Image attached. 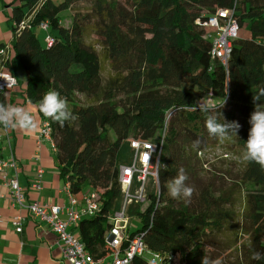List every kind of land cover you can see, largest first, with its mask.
<instances>
[{"label": "trees", "instance_id": "1", "mask_svg": "<svg viewBox=\"0 0 264 264\" xmlns=\"http://www.w3.org/2000/svg\"><path fill=\"white\" fill-rule=\"evenodd\" d=\"M85 1L12 0L5 69L17 87L24 83V97L49 123L55 162L71 195L97 196L98 211L76 225L90 258L110 254L104 238L122 200L118 166L130 160L121 162V147L139 140L162 141V149L157 190L147 193L145 207L128 210L139 225L122 247L136 236L145 246L132 264H150L152 256L156 264H202L205 258L264 264L253 259L264 252V165L243 158L253 96L264 88V0H91L90 9L77 11ZM223 9H233L238 30L248 32L233 41L225 65L210 55L209 29L196 24ZM63 13L71 18L68 28ZM102 63L109 67L105 79ZM14 89L0 93V102ZM51 90L67 100L74 119L60 123L39 111ZM205 108L221 123L238 122L237 137L210 134ZM258 109L264 110V98ZM172 119L177 124L169 126ZM179 131L188 153L221 151L218 177L207 179L192 203L168 194L180 170Z\"/></svg>", "mask_w": 264, "mask_h": 264}, {"label": "built area", "instance_id": "2", "mask_svg": "<svg viewBox=\"0 0 264 264\" xmlns=\"http://www.w3.org/2000/svg\"><path fill=\"white\" fill-rule=\"evenodd\" d=\"M202 28H208L211 36L210 55L226 64L230 56L232 43L237 38L238 25L233 17V9L218 10L204 21H196ZM42 31L47 30V25L42 23L39 26ZM46 45L50 46L53 39L49 35L44 38ZM9 58V45L0 47V93L10 91L17 87L16 78L5 69V62ZM1 103V102H0ZM11 126L0 125V139L7 137ZM40 138L48 140L53 150L55 146L50 138V128L47 121L42 122ZM131 151L130 160L127 164L118 166V183L120 185L122 200L119 207L108 217L109 228L105 234V242L110 249L108 257L94 261L88 255L84 243L77 234L69 232L71 226L77 227L78 222L84 217H90L98 211L99 203L93 192H86L81 199H76L69 192V186H64V192L68 199V206L41 204L33 201L26 203L24 190L19 186L16 178H9L6 170L14 167V161L4 160L0 156V178L9 187L10 194L17 205L26 209L40 221L47 223L51 231L57 237L58 247L61 251L64 264H132L135 255H142L145 246L141 237L136 236L128 246L122 247L123 240L127 239L128 233L132 231L131 218L128 217V210L131 205H143L147 203L145 186L148 178L158 188V162L162 149L160 144L148 141L131 140L129 143ZM41 172L37 179L30 185L31 190L40 189ZM64 216L65 218H60ZM18 225V222H14ZM20 233V226L16 227ZM134 230V229H133ZM157 256L149 259L150 264L157 263Z\"/></svg>", "mask_w": 264, "mask_h": 264}, {"label": "crops", "instance_id": "3", "mask_svg": "<svg viewBox=\"0 0 264 264\" xmlns=\"http://www.w3.org/2000/svg\"><path fill=\"white\" fill-rule=\"evenodd\" d=\"M12 0H0V43L8 44L12 33L8 24ZM5 27L3 30L1 27ZM22 75L19 76L21 79ZM24 83H20L3 100L5 105L25 107L33 116L35 127L25 130L11 126L7 137L1 139L0 156L13 160L14 167L6 170L9 178H16L24 190L26 203L68 206L64 192L65 182L59 175L55 153L51 143L39 137L42 118L35 105L24 97ZM40 189L31 190L30 185L37 179ZM60 218H65L61 216ZM14 222H18L15 225ZM20 226V233L16 227ZM77 234V228L68 230ZM0 264H64L57 237L49 225L30 214L14 202L9 187L0 178Z\"/></svg>", "mask_w": 264, "mask_h": 264}, {"label": "clouds", "instance_id": "4", "mask_svg": "<svg viewBox=\"0 0 264 264\" xmlns=\"http://www.w3.org/2000/svg\"><path fill=\"white\" fill-rule=\"evenodd\" d=\"M264 98V88L253 96V102L256 105L249 118L250 129L248 139L245 142L243 158L247 161L256 162L264 165V110H259L258 105ZM31 103V101H29ZM207 113L206 127L210 134L223 140L229 133L237 134L240 124L236 121L231 123L220 122V115L217 117L207 108L203 109ZM39 111L46 117L54 121L63 123L74 119L69 109L67 100L56 90L45 93L39 101ZM0 125L19 127L25 130H32L35 127L33 116L25 107L15 105H5L0 103ZM198 144L199 142H194ZM161 167L166 168L163 165ZM189 177L186 171L181 168L178 174L168 183V194L174 199H187L191 196L193 189L186 183ZM253 259L264 261V252H254ZM202 264H210L205 258ZM218 264V262H217Z\"/></svg>", "mask_w": 264, "mask_h": 264}, {"label": "rangeland", "instance_id": "5", "mask_svg": "<svg viewBox=\"0 0 264 264\" xmlns=\"http://www.w3.org/2000/svg\"><path fill=\"white\" fill-rule=\"evenodd\" d=\"M90 6H91V0H88V1L76 4L74 7L77 11H80L81 13H83L85 10L90 9ZM64 14L65 13H63V15ZM2 25L3 23L0 22V26ZM70 25H71V18L69 14L64 15L62 19V26L68 28L70 27ZM1 28L5 30L4 26ZM246 30L247 29L245 28L239 29L237 32V38L247 37L248 32ZM44 34L40 35L38 33V37L43 38ZM102 66H103L102 76H103V79H105V77L108 76L107 74L109 73V67L105 63H102ZM167 122L169 126L171 124L173 125L177 124L176 119H172L170 120V122L169 121ZM179 132L181 133V131ZM182 143H183V140H182V133H181V136L178 138L177 144H176V156L178 157V161H179L178 162L179 169L183 168L189 177L186 183L188 184V186H190L193 189L191 196L188 198L189 203H192L193 201L196 202L195 199L197 198L199 189L201 188L202 184L207 179L218 177V174L214 171V169L216 167L218 168L221 164V160H220L221 151L214 149V150L208 151V153H205V156L199 155V154L194 155L193 153H188L183 148ZM130 154L131 153H130L129 147L127 146V143H124L121 147V152L119 156L121 162H126ZM153 190L155 191V185L151 181V178H148L146 186H145V191L149 192ZM146 204H144L143 206L145 207ZM129 225L132 228L131 230H133L139 225L138 219L132 217L131 223Z\"/></svg>", "mask_w": 264, "mask_h": 264}]
</instances>
